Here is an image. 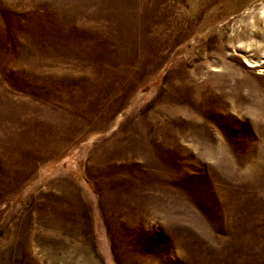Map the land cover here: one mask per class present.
<instances>
[{"label": "rangeland", "instance_id": "1", "mask_svg": "<svg viewBox=\"0 0 264 264\" xmlns=\"http://www.w3.org/2000/svg\"><path fill=\"white\" fill-rule=\"evenodd\" d=\"M263 53L255 0H0V264H264Z\"/></svg>", "mask_w": 264, "mask_h": 264}, {"label": "bare ground", "instance_id": "2", "mask_svg": "<svg viewBox=\"0 0 264 264\" xmlns=\"http://www.w3.org/2000/svg\"><path fill=\"white\" fill-rule=\"evenodd\" d=\"M255 3L257 4H264V0H255ZM250 55V54H249ZM264 55V53H263ZM254 56V55H253ZM252 58V57H251ZM261 59V58H260ZM249 63H251L250 66H264V61L263 60H259V61H253V60H249ZM264 68V67H263Z\"/></svg>", "mask_w": 264, "mask_h": 264}]
</instances>
